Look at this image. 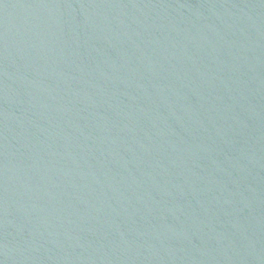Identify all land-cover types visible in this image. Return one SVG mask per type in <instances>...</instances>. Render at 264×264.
Here are the masks:
<instances>
[{
  "label": "water",
  "instance_id": "1",
  "mask_svg": "<svg viewBox=\"0 0 264 264\" xmlns=\"http://www.w3.org/2000/svg\"><path fill=\"white\" fill-rule=\"evenodd\" d=\"M0 264H264V0H0Z\"/></svg>",
  "mask_w": 264,
  "mask_h": 264
}]
</instances>
